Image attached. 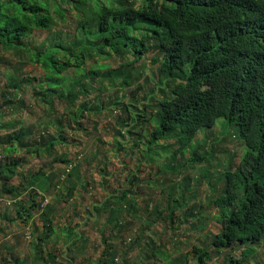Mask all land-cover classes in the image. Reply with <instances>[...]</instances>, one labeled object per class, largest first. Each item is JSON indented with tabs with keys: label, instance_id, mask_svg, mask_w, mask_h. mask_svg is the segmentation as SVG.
Segmentation results:
<instances>
[{
	"label": "trees",
	"instance_id": "trees-1",
	"mask_svg": "<svg viewBox=\"0 0 264 264\" xmlns=\"http://www.w3.org/2000/svg\"><path fill=\"white\" fill-rule=\"evenodd\" d=\"M71 20L76 23L66 44L43 47L42 43L37 50L29 48L26 40L35 30L50 31L57 22L69 25ZM0 50L25 53L26 61L39 67L45 79L38 81L42 101L53 108V97L59 98V92H62L71 106L67 107L69 117L81 126L73 129L79 132L85 130L76 118L84 116L82 111L87 108L86 103L80 101L75 108L71 103L82 93L86 94L90 87L84 85L82 79L107 81L99 90L105 92V96L106 91L114 93L102 103L116 106L121 98L130 94L132 104L141 102L148 107H152V102L147 99L146 92L140 100L136 92L142 89L143 82L152 79L157 92L166 90L170 94L156 99L155 110L149 114L140 107L131 119H119L115 115L119 127L117 134L122 136L121 128L127 127L128 133L134 128L133 124L141 125L136 116L146 115L143 132L147 137L140 151L153 159L159 150L168 152L176 146L171 150L172 159L176 153L188 154L187 159L176 163L179 168L183 162L193 167L195 162L203 160L204 173L209 174L205 159L212 153V140L205 137L200 144L196 134L222 118L237 132L238 137H234L243 142V151L238 162L227 160L222 167L224 170L221 168L216 173L217 177L210 185L214 193L211 202L218 210L214 216L220 228L205 246H192L193 261L194 264H211L214 256V264H264V257L252 263L249 261L254 247L264 241V0H0ZM203 52L217 56L205 58ZM109 60H114L115 65ZM189 62L204 71L203 86L200 87L201 83L191 73L183 77V67ZM153 63L158 64L156 79L152 72H145V66ZM68 70L72 73L67 74ZM176 78L185 82L172 84ZM32 80L35 78L9 75L5 87L16 92ZM119 91H123L122 94L119 95ZM3 103L13 104L11 99H5ZM83 119L91 121L90 118ZM54 123L55 131L42 130L32 141L26 140L32 134L30 126L7 131L0 137V143L6 144L0 151L14 155L19 149L27 152L42 150L52 156L53 161L69 163L67 159L57 157L55 151L57 144L66 142L63 129L68 127L58 119ZM4 126L6 124L0 123V128ZM163 135H168L163 140L173 138L174 143L154 142ZM15 166L13 158L0 165V200L9 206L14 204L15 219L24 220L32 210H41L43 229L33 241V258L43 264L54 263L56 255L49 248L43 254L40 240L46 243L55 231V208L52 203L42 205L46 197L35 202L34 196L55 188L59 178L51 169L40 168L18 183L9 184L7 181ZM49 168H52L51 163ZM168 168L172 174L179 169ZM165 171L168 169H160V172ZM66 174L63 180L69 181L72 171ZM136 179V173H132L127 188H119L117 194L110 195L112 201L103 200L94 205L97 212L107 208L104 221L110 231L105 237L101 232L102 242L107 241L108 245L102 251L106 258L100 256L98 264H113L117 257L112 241L119 238L121 230L129 224L124 212L128 213L133 207L129 196ZM218 181L221 183L219 188L216 187ZM72 188V183L66 186L67 196L71 195ZM25 194H28L27 199ZM175 208L173 205L165 211L170 222H173ZM139 212L132 209L128 215L138 219ZM188 214L196 215L193 208L188 209ZM160 217L157 214V218ZM6 220L7 216H0V232ZM60 230L65 237L66 249L70 250L79 235L71 225H62ZM31 232L29 230V236ZM149 242L147 245H154L153 241ZM134 245L131 242L129 247ZM234 249H238L237 256ZM151 252L155 254L154 250ZM158 253L162 264L183 262L181 259L169 260L163 252ZM1 259L5 264H26L25 259L12 253L9 258L2 256Z\"/></svg>",
	"mask_w": 264,
	"mask_h": 264
},
{
	"label": "rangeland",
	"instance_id": "rangeland-1",
	"mask_svg": "<svg viewBox=\"0 0 264 264\" xmlns=\"http://www.w3.org/2000/svg\"><path fill=\"white\" fill-rule=\"evenodd\" d=\"M75 23L73 20L69 25H61L57 22L50 31L35 30L26 42L33 50H37L36 48L42 43L43 47L57 43L66 44L70 39L69 36L72 35ZM24 55L25 53L0 50V123L6 124L0 128V137L7 131L30 126L32 134L26 140L32 141L42 130L55 131L57 126L54 122L58 119L68 128L63 129L66 142L55 146L57 157L67 159L75 168L69 170L72 171L69 181L62 180L63 167L69 163L53 161V157L42 150L27 152L24 149H19L14 155L0 151V165L10 158L16 161L14 173L7 181L9 184L18 183L40 168L51 169L59 178L55 188L43 190L34 196L35 202H38L40 197L41 199L43 196L46 197L47 202L42 200V205L52 203L55 208L53 214L55 231L46 243L40 240L43 254L49 248L56 255L55 262L50 264H98V258L102 256V251L108 245L107 241L102 242L101 232L103 231L102 236L105 237L110 231L104 221L107 208L99 209L97 212L94 205L103 200L112 201L110 195L117 194L119 188H127L126 183L132 173H136L137 179L133 182L129 198L133 202L132 209L140 211L139 218L132 219L131 215H128L132 209L128 213L124 212V218L129 224L121 230L120 237L112 241L117 253L113 264H144L147 261L151 262L150 264H162L158 251L163 252L169 260H183L177 264H194L192 246H205L204 244L210 241L212 235L220 228L214 216L218 210L211 202L214 193L210 185L216 179V173L225 167L227 160L238 162L243 151V142L234 137H238L235 129L219 118L209 129L204 128L197 132L198 143L202 144L205 137L212 140V153L205 159L206 167L209 169L208 175L204 173L203 160L195 162L193 167L188 162H183L180 168L175 166L178 161L188 158L187 153L184 155L176 153L175 159H172L171 150L176 146L168 152L159 150L158 155L150 159L145 152L140 151L147 137L143 132L146 115L145 118L136 116L142 124H133V131L127 133V127L121 128L122 136L117 134L119 127L116 126L115 115L119 119H131L140 107L146 114L151 110L154 111L152 107L141 102H138L139 106L132 104L134 102H131L130 94L121 98L116 106L102 103L114 93L111 90L106 91L105 96V92L99 90V87L106 85L107 81H102L100 78L90 81L84 78L83 84H89L90 87L86 94L82 93L81 97L74 100L71 105L75 108L80 101H85L87 108L82 111L84 116L76 118L85 132L74 130L73 128L81 126L69 117L67 107L71 106L65 101L66 97L62 92H59V98L54 96L53 108L42 101L38 93L41 89L38 81L45 80L43 73L37 65L26 61ZM108 62L115 65L114 60ZM156 67H158L157 63L145 66L146 74L152 72L156 79ZM71 73V70H68L67 74ZM9 75L18 78L30 76L35 80L22 85L21 89L14 92L5 87ZM141 86L142 89L136 92L139 100L145 92L146 97L150 93L157 96L161 93L157 92L152 79L143 82ZM73 91L71 88L70 92ZM122 92L119 91L118 94ZM165 95H169V92L167 91ZM5 99H11L12 106L4 104ZM83 118H90L91 121ZM129 123L132 121L130 120ZM166 136L168 135L162 137ZM154 142L173 144L174 139L163 140L159 137L155 138ZM4 145L6 144L0 143V150ZM197 153L200 154V151ZM50 163L52 168H49ZM169 166L179 169L172 174L169 172ZM160 169H168V171L160 172ZM223 170L224 168L221 169ZM70 183L73 184L72 193L67 196L66 186ZM220 186L221 183L218 181L216 187ZM25 195L27 199L28 194ZM1 197L5 196L1 195ZM173 205L176 208L172 214L173 222H170L169 218L165 217V211ZM15 208L14 204L9 206L3 201L0 202V216H7L0 232V264H5L1 257L9 258L11 253L25 259L26 264H43L33 258V241L37 238V233L43 229L39 216L41 210H32L30 215L22 220L14 218ZM189 208H193L195 216L188 214ZM157 214L161 217L157 218ZM62 225H71L73 231L79 235L76 244L69 247L70 250L66 249L65 237L60 230ZM29 230L32 231L30 236ZM136 235L137 238L134 239ZM150 240L153 241V246L147 245ZM131 242L135 244L133 247H129ZM152 250L155 254H152ZM233 253L237 256L238 249H234ZM263 257L264 241L254 247L249 261L252 263ZM102 261L106 262V260ZM214 261L215 258L212 256L210 263L214 264Z\"/></svg>",
	"mask_w": 264,
	"mask_h": 264
},
{
	"label": "clouds",
	"instance_id": "clouds-1",
	"mask_svg": "<svg viewBox=\"0 0 264 264\" xmlns=\"http://www.w3.org/2000/svg\"><path fill=\"white\" fill-rule=\"evenodd\" d=\"M202 27L205 28V27H207V25H202ZM215 56H217V54H215V53H206V52H203V55H202V57H205V58H212V57H215ZM183 68L185 69V76H183L184 78H186V76H188L189 73H191V76H192L193 78H195L196 81H198V82L201 83L200 87L203 86L204 81H205V78H204V76H203V73H204L203 70H200V69L194 67L193 64H192L191 62H189V64L184 65ZM216 68H217V66H216ZM197 71H199V72H197ZM179 82H185V80H184V79H180V78H176L175 80H173L172 84H173V83H174V84H177V83H179ZM166 92H167V91L165 90L164 92L160 93L158 96H157V95H154L153 93H150V94L147 95V99H148L150 102H152V103L150 104V105L152 106V109L155 110L156 99L161 98V96H162V95H165ZM169 94H170V93H169ZM161 139H163V137H162ZM66 166H67V165H64V167H63V168H64V169H63V172L61 173V174H64V177H62V180L65 178L66 173H68V171H69L70 168L72 167V166L70 165V163L68 164L67 167H66ZM65 169H66V171H65ZM61 174H60V175H61ZM60 175H59V177H60ZM45 201H46V199L43 200V202H45Z\"/></svg>",
	"mask_w": 264,
	"mask_h": 264
},
{
	"label": "built area",
	"instance_id": "built-area-1",
	"mask_svg": "<svg viewBox=\"0 0 264 264\" xmlns=\"http://www.w3.org/2000/svg\"><path fill=\"white\" fill-rule=\"evenodd\" d=\"M1 199V198H0Z\"/></svg>",
	"mask_w": 264,
	"mask_h": 264
}]
</instances>
